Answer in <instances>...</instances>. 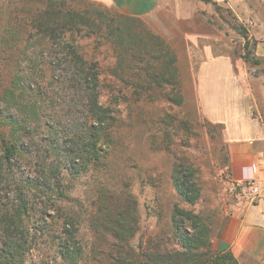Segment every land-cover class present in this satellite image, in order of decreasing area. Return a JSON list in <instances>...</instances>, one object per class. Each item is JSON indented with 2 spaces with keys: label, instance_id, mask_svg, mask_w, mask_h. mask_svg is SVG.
I'll list each match as a JSON object with an SVG mask.
<instances>
[{
  "label": "trees",
  "instance_id": "1",
  "mask_svg": "<svg viewBox=\"0 0 264 264\" xmlns=\"http://www.w3.org/2000/svg\"><path fill=\"white\" fill-rule=\"evenodd\" d=\"M202 1L218 7L213 0ZM232 27L243 38L241 58L257 64L248 49L247 29ZM104 51L115 57L107 69L111 75L126 84L125 78L136 76L129 84L132 100H140V89L151 94L155 86L157 93L181 103L180 96L170 94L180 88L170 42L137 16L116 13L94 0H8L0 15V59L10 68L0 90V264L23 260L36 239L31 229L40 236L48 231L49 209L55 206L43 195L50 190L62 195L63 173L75 175L106 156L116 117L113 106L99 99L105 83L99 56L104 57ZM53 88L62 98L57 122L69 128L70 135L62 137L50 126L38 139L39 125L46 127L44 112L54 106V93L48 91ZM162 135L164 144L153 134L155 147L171 151L169 129ZM180 164L173 163L172 183L184 201L193 203L200 194L195 169ZM182 216L195 229L190 236L181 228ZM171 218L184 250L164 254L160 264H203L205 260L191 255L204 246L209 250L203 235L211 227L198 214L177 206ZM67 247L66 242L60 246L65 257L70 255ZM210 259L204 264H238L229 251Z\"/></svg>",
  "mask_w": 264,
  "mask_h": 264
},
{
  "label": "rangeland",
  "instance_id": "2",
  "mask_svg": "<svg viewBox=\"0 0 264 264\" xmlns=\"http://www.w3.org/2000/svg\"><path fill=\"white\" fill-rule=\"evenodd\" d=\"M7 1L0 0V15L6 12ZM247 2V9L213 5V27L215 34L228 35L231 55L247 70L248 77L264 79V55L256 53L258 43L264 47V1L262 5L256 0ZM110 9L120 12L112 6ZM233 24L247 29L248 49L257 58V64L241 58L243 38ZM135 26L141 27L138 22ZM177 32L173 29L174 38L169 41L177 59L180 88L170 94L182 98L179 104L157 93L155 86L150 87L151 94L140 89V100H132L129 84L136 76L125 78L129 83L126 84L107 71L115 62L113 54L104 51L105 56H99L103 65L101 78L105 82L99 99L113 106L116 117L109 129L112 139L105 148L106 156L75 175L65 171L62 195L56 190L43 195L55 206L49 209L48 231L40 236L30 230L35 242L17 264H160L158 258H166L164 254L184 250L174 233L171 218L174 206L198 214L211 227L209 234L203 235L210 244L209 250L205 246L195 249L191 258H202L204 264L223 253L213 249L211 234L227 188L225 143L220 128L211 124L198 107L192 62L185 41L177 37ZM9 71L8 63L0 59V90L7 84ZM51 90L54 106L49 105L44 112L46 127L39 125L38 135L35 133L38 139L50 126L52 132L62 137L70 135L69 128L57 122L62 98L55 88L48 91ZM141 98L146 101L141 102ZM165 127L171 134V151L156 148L153 143V134H157L164 144ZM174 162H181L184 169L189 164L195 169L200 194L193 203L184 201L174 189L171 178ZM181 220L183 231L192 235L195 229L190 220L184 216ZM64 242L70 252L68 257L60 251Z\"/></svg>",
  "mask_w": 264,
  "mask_h": 264
},
{
  "label": "crops",
  "instance_id": "3",
  "mask_svg": "<svg viewBox=\"0 0 264 264\" xmlns=\"http://www.w3.org/2000/svg\"><path fill=\"white\" fill-rule=\"evenodd\" d=\"M94 1L142 18L168 41L174 38L173 29L185 41L198 107L211 124L220 128L226 149L227 188L211 234L212 247L218 252L229 251L238 264L264 263V79L248 77L247 70L231 55L228 35L215 34L211 2ZM213 1L232 10L248 8L247 0ZM262 1L256 3L262 5ZM256 51L257 55H264L260 43ZM253 175L260 180L259 197L249 200L231 193L229 180L242 181Z\"/></svg>",
  "mask_w": 264,
  "mask_h": 264
},
{
  "label": "built area",
  "instance_id": "4",
  "mask_svg": "<svg viewBox=\"0 0 264 264\" xmlns=\"http://www.w3.org/2000/svg\"><path fill=\"white\" fill-rule=\"evenodd\" d=\"M252 171L255 172L254 166ZM228 185L231 193L249 200H254L262 193L260 180L254 175L242 181L229 180Z\"/></svg>",
  "mask_w": 264,
  "mask_h": 264
}]
</instances>
